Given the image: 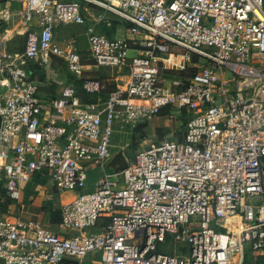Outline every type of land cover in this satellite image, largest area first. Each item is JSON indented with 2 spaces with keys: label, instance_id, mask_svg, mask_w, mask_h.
I'll use <instances>...</instances> for the list:
<instances>
[{
  "label": "built area",
  "instance_id": "built-area-1",
  "mask_svg": "<svg viewBox=\"0 0 264 264\" xmlns=\"http://www.w3.org/2000/svg\"><path fill=\"white\" fill-rule=\"evenodd\" d=\"M1 1L18 2L12 15L36 25L16 57L0 40V264H85L97 253L98 264H264V0ZM92 6L127 22L131 39L95 32ZM72 24L87 25L94 67L126 72L104 101L84 102L73 83L44 99L21 67L59 61L99 97L76 40L54 38L57 25ZM167 71L185 75L163 79ZM171 109L186 116L175 141L103 171L117 128ZM88 167L103 175L81 193ZM38 177L59 195L76 193L59 207L63 234L10 215L22 183ZM170 241L188 250L158 251Z\"/></svg>",
  "mask_w": 264,
  "mask_h": 264
},
{
  "label": "rangeland",
  "instance_id": "rangeland-1",
  "mask_svg": "<svg viewBox=\"0 0 264 264\" xmlns=\"http://www.w3.org/2000/svg\"><path fill=\"white\" fill-rule=\"evenodd\" d=\"M70 1V0H64ZM83 6L87 7L86 4L83 3ZM93 11H88L86 14L88 18V23L95 25V32L98 34H102L108 37H125L126 39H131V36L127 32L128 23L122 20L119 16L110 14L105 12L103 9L92 6ZM11 13V11H10ZM11 21H1L0 20V28L8 27L13 24ZM9 24V25H8ZM14 25V24H13ZM64 26L61 30L55 34V40L57 42H61L64 40H68L70 38H74L76 40L78 52L80 57L83 59V79L95 78L100 80L102 85L107 84H118L122 85L123 82L118 80L114 82L113 79L117 76L113 70L109 68L103 67H95L97 69H102L96 72L93 69L92 63L89 61L90 49L88 45L86 28L87 25H57L56 27L60 28ZM24 34L14 33L10 36L8 41H4L2 43V47L5 49L6 54L10 57H16L23 52L24 49ZM129 56H134V52H129ZM194 60L197 57H193ZM202 66H206L207 62L204 59H200L199 63ZM22 68L28 70L31 78L36 81L39 87V93L44 98L54 99V96L58 94L59 90L69 83H73L74 87L77 91V94L80 98L85 101L87 99L92 100V96H87L82 90V81H71L70 77L67 75L66 71L63 70V66L59 61H52L50 65L41 66L37 65L36 62L32 60L25 61V64ZM209 68L213 69L210 65ZM188 71V70H187ZM103 72V73H100ZM190 70L188 74L190 75ZM217 75H221L223 81L227 82L233 79L232 74L222 68L221 70H215ZM125 71L120 73L125 75ZM176 72L167 71L165 75L162 76L163 79H173ZM67 75V77L65 76ZM69 77V79H68ZM178 77V76H177ZM54 80H57L54 82ZM4 89L0 88V94H2ZM52 95V97L50 96ZM95 99L102 100V97H95ZM160 122V126L165 124L171 131L166 133H162L158 128L155 129V134L149 129L148 121L137 123V124H124L122 128H117L116 132L113 134L111 139V148L109 153L108 162L103 164V171L107 174L118 173L115 172L118 168H125L126 162L124 160V156L133 157L136 151H140L145 149L149 144L160 141L162 139H167L170 141H175L177 137L184 130L185 117L176 109H171L170 111H164L157 118ZM162 128V127H161ZM160 129V128H159ZM167 130V129H166ZM182 131V132H181ZM172 135L173 137H167L168 135ZM132 147L136 148V151H133ZM122 171V170H121ZM87 179L85 182V188L81 191V193H89L94 190V186L98 179L103 175L102 169L99 167L86 169ZM116 179H120L119 177ZM43 181L41 180L40 186H42ZM43 186H50V180L46 179L45 184ZM53 194V192L48 193V195ZM59 194H53L52 199L54 200V206L59 205L57 202V198ZM76 195L75 192L66 193L64 197H61V201L70 200L72 197ZM71 197V198H70ZM166 247L174 248L179 252H186L188 247L185 244L174 243L170 241L167 245L159 244L158 251L162 252ZM101 260L100 255L97 253L96 255L88 254L84 258L85 264H98Z\"/></svg>",
  "mask_w": 264,
  "mask_h": 264
},
{
  "label": "crops",
  "instance_id": "crops-1",
  "mask_svg": "<svg viewBox=\"0 0 264 264\" xmlns=\"http://www.w3.org/2000/svg\"><path fill=\"white\" fill-rule=\"evenodd\" d=\"M19 8H20V4L16 1H7V2L1 1L0 2V20L4 21V22H6L8 20L14 24V25L11 24L8 27L0 28V40L2 42L6 41V40L8 41L10 36L14 33H19V34L25 33V36H26V34L29 31H35V28H34L36 25V19L35 18H31L27 22H21L15 16L12 15V11L17 10ZM10 11H11V13H10ZM6 16H8V18H6ZM87 25H93L94 29H95L94 24L87 23ZM63 27L64 26H62L60 28L56 27L54 29V36L58 32V30L62 32L61 29ZM24 40H25V37H24ZM61 42H59V43H61ZM93 69L96 72H98L99 70H102V69H97L94 66H93ZM113 72H115L117 74L115 79H113L114 82H117L118 80H120L124 83L126 81V77L124 76V74L120 75L121 72H116L115 70H113ZM100 73H103V72H100ZM182 75H185V73H182ZM65 76L67 77V75H65ZM68 79H69V77H68ZM55 81L57 83V80H54V82ZM116 85H118V84H115V86ZM50 96L52 97V95H50ZM56 96H58V94L55 95L54 98ZM44 99H50V97L44 98ZM182 115L184 116V114H182ZM184 117L186 118V116H184ZM148 123H149V125H148L149 129H151L153 134L156 133L155 132L156 128H158V129L160 128L159 130H161V132L163 134L168 132V131H171V129L167 127L168 125L166 126L165 124H163L162 126H160V122L158 121V119L148 120ZM167 137H173V136L170 134ZM107 160L105 162H108ZM120 170H122V168H118L115 172H119ZM41 180L43 181L42 186H40ZM45 180L46 179L44 177H38L32 181L23 182L22 183V190H21V198H20V203H19V206L21 205V207L17 206L16 204H13V205L11 204L9 206L10 215H11V217H21L24 219H31V220L39 221L45 227L50 229L52 232H54L56 234H63V230L61 229L59 224L58 225H52L50 223L49 211L51 208H53V209L59 208L61 203L67 202L69 200H67V201L62 200L61 201V197H64L65 194L60 195V196L58 195L59 197L57 198V202H59V205L54 206V204H53L54 200L52 199V196H53V194H56V192L53 190L51 184H50V186H47V187L43 186L45 183ZM50 192H53V194L48 195V193H50ZM51 202H53V203L51 204ZM84 263H86V262H84Z\"/></svg>",
  "mask_w": 264,
  "mask_h": 264
},
{
  "label": "trees",
  "instance_id": "trees-1",
  "mask_svg": "<svg viewBox=\"0 0 264 264\" xmlns=\"http://www.w3.org/2000/svg\"><path fill=\"white\" fill-rule=\"evenodd\" d=\"M25 64V63H24ZM37 65H39L38 63H36ZM27 71V73H28V70H26ZM191 72H190V74H194V72H195V70L194 69H192V70H190ZM167 73V72H166ZM29 74V73H28ZM30 75V74H29ZM178 76V77H177ZM181 76H183L182 75V73L181 72H176L175 73V75H174V77H177V78H181ZM31 77V76H30ZM102 84V83H101ZM115 89H116V87H115V84L114 83H112V84H107V83H105L104 85H102V89H101V92H100V95L99 96H101L102 97V100L101 101H104L106 98H107V96L110 94V93H112V92H114L115 91ZM87 95V94H86ZM87 96H89V95H87ZM92 96V100H89V99H87V100H85L84 102H87V103H92V102H94L95 101V97L96 96H93V95H91ZM164 112V111H163ZM162 112V113H163ZM159 130V129H158ZM132 149H133V151H136V148L135 147H132ZM8 204V202L6 203V205ZM49 213H50V223L52 224V225H60V210H59V208H56V209H53V208H51L50 209V211H49Z\"/></svg>",
  "mask_w": 264,
  "mask_h": 264
},
{
  "label": "water",
  "instance_id": "water-1",
  "mask_svg": "<svg viewBox=\"0 0 264 264\" xmlns=\"http://www.w3.org/2000/svg\"><path fill=\"white\" fill-rule=\"evenodd\" d=\"M123 169V168H122ZM121 171V170H120Z\"/></svg>",
  "mask_w": 264,
  "mask_h": 264
}]
</instances>
